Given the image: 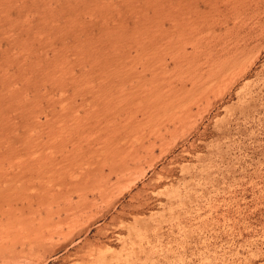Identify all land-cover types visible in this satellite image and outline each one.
Instances as JSON below:
<instances>
[{"label": "rangeland", "instance_id": "1", "mask_svg": "<svg viewBox=\"0 0 264 264\" xmlns=\"http://www.w3.org/2000/svg\"><path fill=\"white\" fill-rule=\"evenodd\" d=\"M0 264H264V0H0Z\"/></svg>", "mask_w": 264, "mask_h": 264}, {"label": "bare ground", "instance_id": "2", "mask_svg": "<svg viewBox=\"0 0 264 264\" xmlns=\"http://www.w3.org/2000/svg\"><path fill=\"white\" fill-rule=\"evenodd\" d=\"M135 161H136V159H135ZM135 161H133V163L135 162ZM133 163H131V162H125V164L118 170H116V172H117V174H116V179L117 180H123V179H125L127 176H129V174L131 173V169H132V164ZM135 166V165H134ZM111 174H113V173H111ZM143 176V175H142ZM109 180H110V178H109ZM134 181V180H133ZM112 181H106L104 184H102L99 188H98V190H97V194H96V197H95V195H93V197H92V199L95 197V198H99V199H101V200H106L107 198H109L108 196H110L109 195V191L111 190H109V188H111V186H112ZM130 187V186H129ZM114 194V193H113ZM94 198V199H95ZM109 200V199H108ZM96 202H97V200H96ZM103 202V201H102ZM106 203H108V202H106ZM114 203V201L112 202V203H110L109 205L111 206V204H113ZM109 205H107L108 206V208H109ZM90 205H86L84 208L82 207L81 209H78L79 211H78V213L77 214H75V215H82V214H84L85 212H86V210H87V208L89 207ZM113 206H114V204H113ZM72 213H74V212H72ZM75 213H76V211H75ZM75 215L73 216L74 218H75ZM71 219H73V218H71ZM77 219V218H76ZM79 219V218H78ZM77 221H79V220H77ZM77 221H74L76 224H77ZM72 222V221H71ZM73 222V223H74ZM69 225V224H68ZM67 225V226H68ZM71 225H73V224H71ZM75 226V225H74ZM80 226V225H79ZM61 228V227H60ZM71 228H73V226H71ZM54 230H56V229H53V231ZM62 230H64L63 228L62 229H58V230H56L55 232H56V234H57V232L58 231H60V232H62ZM70 230H72V229H70ZM74 231H75V229H73ZM55 232H50V236L52 237V235L55 233ZM60 232H58V234L57 235H59V233ZM72 232V231H71ZM44 233V232H43ZM40 234H42V233H40ZM39 234V235H40ZM60 234H63V233H60ZM69 234H71V233H69ZM48 235H49V232H48ZM41 236V235H40ZM63 236V235H62ZM50 237V238H51ZM45 238V237H44ZM48 238V237H47ZM50 238H48V239H50ZM36 239V238H35ZM41 239V238H40ZM68 239V238H67ZM46 240V239H45ZM44 240V241H45ZM69 240V239H68ZM43 241V242H44ZM52 241V240H51ZM34 243V242H33ZM42 243L40 242V240H37L36 239V242L34 243V244H32L31 245V248L30 249H33L34 248V246H40ZM29 247V246H28ZM54 253V252H53Z\"/></svg>", "mask_w": 264, "mask_h": 264}]
</instances>
